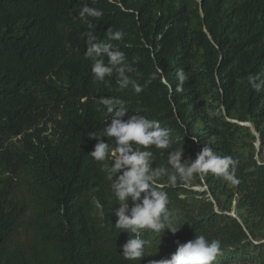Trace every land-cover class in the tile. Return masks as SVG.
I'll use <instances>...</instances> for the list:
<instances>
[{
  "label": "trees",
  "instance_id": "obj_1",
  "mask_svg": "<svg viewBox=\"0 0 264 264\" xmlns=\"http://www.w3.org/2000/svg\"><path fill=\"white\" fill-rule=\"evenodd\" d=\"M84 3L101 17H81ZM109 28L123 38L109 40ZM89 34L125 54L140 93L115 73L94 79ZM181 68L188 79L177 91ZM256 75L264 79V0H0V264H159L196 233L221 240L213 264H264V160L239 123L264 131V91L248 83ZM101 97L122 100L125 120L139 113L171 129L168 149H141L153 168L170 167L171 151L195 159L204 145L237 161L239 183L203 179L220 211L208 200L192 215L181 197L188 186L157 179L184 225L144 230L141 260L122 255L129 235L115 227L113 158L89 155L97 140L88 134L111 123ZM222 195L235 197L241 221L224 212Z\"/></svg>",
  "mask_w": 264,
  "mask_h": 264
},
{
  "label": "clouds",
  "instance_id": "obj_2",
  "mask_svg": "<svg viewBox=\"0 0 264 264\" xmlns=\"http://www.w3.org/2000/svg\"><path fill=\"white\" fill-rule=\"evenodd\" d=\"M79 15L99 18L102 12L84 3ZM107 36L109 40L119 41L124 33L109 28ZM87 43L85 55L92 61L94 79L104 81L106 76L115 73L122 89L131 84L136 93L142 91L139 84L125 75V70L131 72L133 69L125 64L126 57L122 51L113 50L110 43L96 42V38L91 34ZM104 55L108 57L107 64L101 58ZM176 77L179 81L177 91H181L188 76L181 68L177 70ZM248 83L254 91H264V79L261 75L250 76ZM100 103L106 107L111 123L105 121L103 135L97 132L88 134L90 138L97 140L94 150L89 155L98 163L105 161L109 155L113 158L110 172L114 174V179L111 189L119 205L113 211V215L118 218L115 227L129 235V239L122 245V255L126 260H141L145 257L146 242L141 239L144 230L160 234L169 230L172 234H176L184 225L175 223V215L168 207V194L160 190L161 186L157 184V179L167 177L171 186H176L178 182L189 186L194 176L203 180L211 173L224 182L235 185L239 183L235 175L237 161L230 156H220L210 146L204 145L195 159L191 157L182 159L183 149L171 151L168 154L170 167L153 168L152 152L141 149H148L150 146L168 149L172 142L171 129L161 127L159 121L139 113L130 115L125 120L128 108L118 98L101 97ZM239 123L249 127L250 121H239ZM103 137L114 138L115 148L110 149ZM192 139L197 140L195 137ZM177 245L176 251L170 258L160 260L159 264H213L217 256L222 254L220 241H209L202 234L196 233L193 239L183 243L178 241Z\"/></svg>",
  "mask_w": 264,
  "mask_h": 264
},
{
  "label": "rangeland",
  "instance_id": "obj_3",
  "mask_svg": "<svg viewBox=\"0 0 264 264\" xmlns=\"http://www.w3.org/2000/svg\"><path fill=\"white\" fill-rule=\"evenodd\" d=\"M262 124L264 125V120H262ZM249 128L252 134H254L255 136V139L253 138L251 140L254 141V146L256 149V159L260 160L261 162V160H264V131H261L252 122H250ZM191 182L193 185L188 186L186 188V192L181 194V197L184 198L187 206L190 208L191 214L196 216L198 214L199 205L207 202L208 200L214 203V208L216 211H220V206H218V203L216 202L211 190L209 189L208 184L206 182H202L201 184H199L196 181L195 176L193 177ZM220 198L221 207H230L229 210H225L224 212L236 217L241 221L242 217L239 216L240 211L237 210L235 197L232 201V204H230L228 196L222 195ZM217 240L221 241L220 239Z\"/></svg>",
  "mask_w": 264,
  "mask_h": 264
}]
</instances>
